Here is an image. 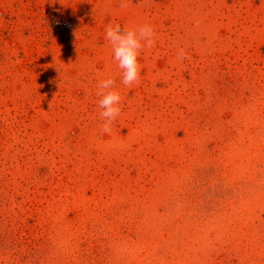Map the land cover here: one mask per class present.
Here are the masks:
<instances>
[{
	"label": "rangeland",
	"instance_id": "rangeland-1",
	"mask_svg": "<svg viewBox=\"0 0 264 264\" xmlns=\"http://www.w3.org/2000/svg\"><path fill=\"white\" fill-rule=\"evenodd\" d=\"M0 264H264V0H0Z\"/></svg>",
	"mask_w": 264,
	"mask_h": 264
},
{
	"label": "clouds",
	"instance_id": "clouds-1",
	"mask_svg": "<svg viewBox=\"0 0 264 264\" xmlns=\"http://www.w3.org/2000/svg\"><path fill=\"white\" fill-rule=\"evenodd\" d=\"M155 30L150 24L135 27L109 24L105 28L104 39L111 45L113 58L121 70L120 83L125 87L132 86L140 80L142 65L140 57L145 48H151L155 42ZM178 59H184L183 49L179 50ZM96 95L100 117L103 121L101 132L110 134L114 122L121 116L122 96L116 87V81L110 76L96 84Z\"/></svg>",
	"mask_w": 264,
	"mask_h": 264
},
{
	"label": "built area",
	"instance_id": "built-area-1",
	"mask_svg": "<svg viewBox=\"0 0 264 264\" xmlns=\"http://www.w3.org/2000/svg\"><path fill=\"white\" fill-rule=\"evenodd\" d=\"M68 25L67 24H65V27H67Z\"/></svg>",
	"mask_w": 264,
	"mask_h": 264
}]
</instances>
